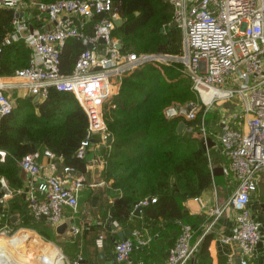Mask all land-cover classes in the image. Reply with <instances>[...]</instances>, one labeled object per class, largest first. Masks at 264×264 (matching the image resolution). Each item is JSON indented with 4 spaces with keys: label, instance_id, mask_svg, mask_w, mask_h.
I'll return each instance as SVG.
<instances>
[{
    "label": "built area",
    "instance_id": "2783aa9c",
    "mask_svg": "<svg viewBox=\"0 0 264 264\" xmlns=\"http://www.w3.org/2000/svg\"><path fill=\"white\" fill-rule=\"evenodd\" d=\"M172 7V22L180 33V54L174 59L182 64L183 73L190 81L196 105L169 106L166 118L181 117L192 120L201 110L205 117L211 106L217 104L222 116L218 122L216 145L223 159L222 175L234 181L228 199L208 211L210 221L200 234L194 236L188 224L179 227L178 234L166 253L165 264H186L210 231L213 222L226 210L233 211L229 236L224 243H235L239 264H247L255 254L256 246L264 242V233L248 210L250 197L255 193L264 173V0H167ZM0 9L12 12V33L0 42V52L13 42H21L30 49L27 65L13 74L31 97L46 96L48 89L73 95L87 118V129L75 153L83 160L94 138L105 147L112 142L104 122V101L117 93L122 76L146 63H153L148 54H122L117 39L112 38L113 20L109 0H57L39 3L24 0H0ZM45 24L29 28L31 12ZM98 16L92 35L81 29L84 23ZM48 25L50 27H48ZM69 39L80 41L84 47L73 69L64 74L59 69V55ZM103 49L97 51L99 40ZM91 44L92 49H86ZM121 48V47H120ZM103 52V55L101 54ZM171 59L170 56H161ZM0 86V118L13 109L11 99L2 94ZM206 95L209 98H206ZM228 103L232 109L224 108ZM184 127V126H183ZM187 133L192 129H185ZM201 141L207 145L204 124L200 126ZM50 156L49 153H46ZM36 153L22 157L18 168L35 182H31L27 206L32 220L58 226L65 209L75 212L78 195L83 186L81 178L69 175L41 177ZM4 153L0 151V163ZM12 197L6 181L0 178V225L5 229L7 201ZM147 199L138 206H145ZM153 203L154 199H149ZM73 226L70 235L78 234ZM101 241V237H98ZM150 239L133 231L125 241L113 246L117 263L143 264L129 258L133 250L145 247ZM76 257L71 264H80Z\"/></svg>",
    "mask_w": 264,
    "mask_h": 264
},
{
    "label": "trees",
    "instance_id": "16d2710c",
    "mask_svg": "<svg viewBox=\"0 0 264 264\" xmlns=\"http://www.w3.org/2000/svg\"><path fill=\"white\" fill-rule=\"evenodd\" d=\"M24 1L47 4L57 0ZM109 1L112 13L122 20L121 26L111 32L112 38L121 44L120 53H156L170 57L180 54L181 37L177 28H170L172 7L167 0ZM12 18L10 10L0 9V42L12 33ZM97 21L98 16L92 17L81 31L91 36ZM82 50L80 41L67 40L59 55L60 72L62 68L70 72ZM28 57L29 51L22 43L3 47L0 77L13 76L16 70L27 65ZM196 104L189 79L172 65L146 63L120 78L117 93L108 97L102 107L112 138L110 150L104 154L102 175L111 181L112 189L121 193L109 208L112 220L133 229L128 218L134 208L143 200L154 199L153 203L143 206L137 223L157 238H176L186 219L181 204L198 198L212 184L214 169L209 152L213 150L209 145L207 152L199 135L200 126L205 123L201 110L189 121L181 117L166 118L164 110L169 106ZM179 122L183 123L185 133V129H192L188 136L176 133ZM86 129L87 118L69 93L48 89L40 103L32 104L30 98L17 100L12 111L0 118V151L4 153L0 178L5 179L8 187H19L18 162L25 155L42 151L61 158L65 168L83 172L84 163L75 153ZM94 139L97 141V137ZM4 212L8 226H15L10 222L11 215L18 216L21 226L27 227L31 221L27 204H22L15 194ZM31 237L33 240L36 236ZM32 240L22 238L15 243L27 249V252H18V261L46 264L53 257L32 251L30 247L34 244L38 249H46ZM197 258V264H211L206 239L198 249Z\"/></svg>",
    "mask_w": 264,
    "mask_h": 264
},
{
    "label": "crops",
    "instance_id": "0c3cea01",
    "mask_svg": "<svg viewBox=\"0 0 264 264\" xmlns=\"http://www.w3.org/2000/svg\"><path fill=\"white\" fill-rule=\"evenodd\" d=\"M31 13L32 17L29 19L28 23L30 29L39 28L41 25L45 24V22H42L41 18L36 19L34 17L33 11ZM48 27L50 26L48 25ZM28 51L30 55V49H28ZM61 72L67 74L63 68L61 69ZM0 86L4 89L2 94L11 99L13 108L15 107L16 101L19 99L30 98L32 102V99L34 98L29 96L26 89L20 84V81L12 76L0 77ZM41 101L42 99H39L36 103L32 102V104H37ZM213 143L212 150L216 159L212 161L213 167H211L214 169V175L212 177L210 188L201 193L198 198L188 199L181 204L186 217L185 221L182 223L188 224L192 228L194 236L200 234L203 226L210 221L208 211L213 207L221 206L228 199L234 187V181L230 177L222 175L220 171L223 165V159L219 155L216 141ZM110 146L111 144H109V147H105L101 142L93 139L86 150L84 159L81 160L84 163L83 172L70 169L71 171L69 172V175L74 178H81L83 180V186L78 195V203L75 212H71L68 209L63 211V220L60 224H66V229L61 234L57 235L55 233V227H51L45 223L41 224L48 225L57 240H68L67 245H64L65 249L68 246H72L68 247V255L72 260H75L78 256L81 257L82 261L80 264H123L117 263L114 260L113 246L118 242L115 233L127 228L112 220L109 216L110 206L114 200L121 196V193L118 190L112 189L111 181H106L102 175L105 164L104 154L109 152ZM46 153L49 152L42 151L41 153H36L38 155L36 162L40 167L41 177H63V169L65 167L61 164V158H56L52 154L48 156ZM20 171L21 170L18 169L19 187L14 188L9 186L8 188L12 192V196L14 194L17 195L20 197L22 204H27L30 183L35 182L36 180L30 179L25 173L23 178L20 179ZM6 184L8 186L7 182ZM11 199L12 197L7 202ZM80 204L81 207L79 208ZM247 207L252 219L260 225V231L264 233V173L261 175L256 191L250 197ZM140 215L141 212L138 217L132 216V213L130 214L128 222L132 225L133 229H130L129 237L133 231H138L142 237L149 238L150 242L145 247L133 250L129 256L130 260L132 262H141L143 264H165L166 251L172 245L175 238L167 240L162 239L161 237L157 238L156 235H153L149 230L144 229L142 225L137 223L140 219ZM11 217L13 216H10V222ZM15 217L16 219L13 223H15L16 220H19L17 215ZM232 217L233 211L230 209L226 210L220 218L213 222L210 231L204 238L207 241V252L211 264H239V253L235 243L223 242V239L229 236ZM108 218L112 220L115 229L110 230L105 235L101 232V229L107 222ZM179 225L180 223H178V226ZM71 226L79 230L78 234H69V228ZM98 237H101L100 242L98 241ZM22 238L32 240V237L30 236ZM22 238L16 239L13 243L20 241ZM109 238H113L114 242H110ZM33 240L36 239L34 238ZM201 243L194 256L186 264H197V252ZM33 246L34 247H29L32 251H36V248H38L37 245L34 244ZM56 253L60 254V252L55 249V254ZM98 253H103V255L109 256L111 261L105 260L104 257L98 258ZM55 260H57L56 262L60 261L61 263L60 257ZM20 261H23L24 264H29L28 262H30L24 259ZM247 264H264V242H261L256 246L254 257Z\"/></svg>",
    "mask_w": 264,
    "mask_h": 264
},
{
    "label": "rangeland",
    "instance_id": "374dc122",
    "mask_svg": "<svg viewBox=\"0 0 264 264\" xmlns=\"http://www.w3.org/2000/svg\"><path fill=\"white\" fill-rule=\"evenodd\" d=\"M143 54H148L153 56V63L155 65H172L175 69H179L181 71H183V67L182 64L174 59L178 58L179 55L177 56H173L171 59H167V58H162L161 56H167L164 54H154V53H143ZM196 101H198L197 97H196ZM103 107V106H102ZM103 112V111H102ZM221 112L218 110V106L217 104L211 106L209 113L205 116V123H204V133L207 136V139L209 137V141L207 140V145H206V150L207 152H209V145L213 146L214 143L216 141V137L219 133V129H218V122L220 120V118L222 116ZM180 133H182L184 136H188V133H185L184 131H181ZM210 142V144H209ZM210 155V159L211 161L216 159V156L214 153L209 152ZM214 175V174H213ZM8 205V202H7ZM81 207V204L79 205V208ZM11 216H16V215H11ZM14 224V223H12ZM42 223L36 222L34 220L31 219V221L29 220V225L26 226H21L19 220L15 222V226H7L5 229L1 228L0 225V264H16V262L18 261V257H20V255L18 254V252L23 253V252H27L23 246H16L13 241H15L18 238H22V237H26L27 235L30 237L32 236H36L34 237L37 241L41 242V245L43 247H46L45 250L38 249L36 248L37 253H39L41 256H52L53 258L51 260L48 259V261H45V258H42V261H45L46 264H71L73 262L72 258L69 257V253H68V247H72V246H68L65 249L64 245H67L68 240L66 241H60L57 240L55 235L53 234V231L51 230V228L47 225H41ZM32 233V234H31ZM14 244V245H13ZM49 249V250H48ZM55 249L58 250L60 252V254L58 253H52L51 251ZM14 251V252H13ZM62 256V258H61ZM61 259V263L60 261L56 262L57 258ZM17 260H16V259ZM54 260V261H53ZM19 262V263H18ZM18 264H24L23 261H18ZM29 264H35V262H33L32 260L30 262H28ZM27 264V263H25Z\"/></svg>",
    "mask_w": 264,
    "mask_h": 264
},
{
    "label": "water",
    "instance_id": "95a60500",
    "mask_svg": "<svg viewBox=\"0 0 264 264\" xmlns=\"http://www.w3.org/2000/svg\"><path fill=\"white\" fill-rule=\"evenodd\" d=\"M122 24V20L119 18H116L113 20V25L115 26V28H119ZM170 28H176V25L172 22L170 24ZM99 45L96 46V50H102L103 49V41L100 39L99 41ZM121 45L118 46V49H120ZM86 49L91 50L92 49V45L91 44H87L86 45ZM101 54L103 55V52H101ZM40 99V97H34L32 99L33 103H36L38 100ZM224 108H228L229 110L232 109V107L228 104V103H224L223 104ZM183 129V123L179 122L177 127H176V133L179 135L180 132ZM24 176V172L20 171L19 173V178L22 179ZM147 201L149 202V199H147ZM143 210L142 206H136V208H134L133 212H132V216L134 217H138L140 212ZM16 219V217H11V222L13 223L14 220ZM66 229V224H60L58 226L55 227V233L61 234L64 230ZM115 229V225L113 224L112 220L110 218L107 219V222L104 224L103 228L101 229V232H103L105 235L110 231V230H114ZM130 234V229H122L118 232L115 233V237L118 239V241H125ZM110 242H114L113 238H109ZM98 258L104 257L105 260L107 261H111L109 256H105L103 255V253H98L97 254ZM62 258V256H61Z\"/></svg>",
    "mask_w": 264,
    "mask_h": 264
},
{
    "label": "bare ground",
    "instance_id": "6f19581e",
    "mask_svg": "<svg viewBox=\"0 0 264 264\" xmlns=\"http://www.w3.org/2000/svg\"><path fill=\"white\" fill-rule=\"evenodd\" d=\"M206 98H209V96H208V95H206L205 99H206Z\"/></svg>",
    "mask_w": 264,
    "mask_h": 264
}]
</instances>
